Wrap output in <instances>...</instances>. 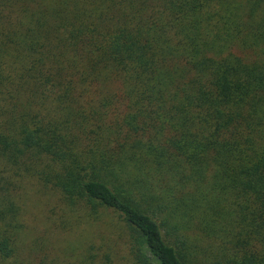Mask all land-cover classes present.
Masks as SVG:
<instances>
[{
    "label": "trees",
    "instance_id": "obj_1",
    "mask_svg": "<svg viewBox=\"0 0 264 264\" xmlns=\"http://www.w3.org/2000/svg\"><path fill=\"white\" fill-rule=\"evenodd\" d=\"M33 189L134 264H264V0H0V264Z\"/></svg>",
    "mask_w": 264,
    "mask_h": 264
},
{
    "label": "rangeland",
    "instance_id": "obj_2",
    "mask_svg": "<svg viewBox=\"0 0 264 264\" xmlns=\"http://www.w3.org/2000/svg\"><path fill=\"white\" fill-rule=\"evenodd\" d=\"M54 200L29 191L24 202V231L15 264H134L125 227L115 214L97 224L51 211Z\"/></svg>",
    "mask_w": 264,
    "mask_h": 264
}]
</instances>
